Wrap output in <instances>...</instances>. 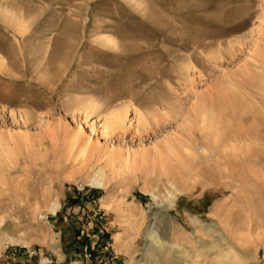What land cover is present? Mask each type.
<instances>
[{"label": "rangeland", "instance_id": "obj_1", "mask_svg": "<svg viewBox=\"0 0 264 264\" xmlns=\"http://www.w3.org/2000/svg\"><path fill=\"white\" fill-rule=\"evenodd\" d=\"M0 142V264H264V0H0Z\"/></svg>", "mask_w": 264, "mask_h": 264}, {"label": "bare ground", "instance_id": "obj_2", "mask_svg": "<svg viewBox=\"0 0 264 264\" xmlns=\"http://www.w3.org/2000/svg\"><path fill=\"white\" fill-rule=\"evenodd\" d=\"M108 42V41H107ZM188 68V67H187ZM196 103V102H195ZM201 104V103H200ZM198 109V108H197ZM137 111V110H136ZM136 111H134V116H135V120L137 121V122H140L141 121V118H140V115L136 112ZM203 114V113H202ZM127 116H128V108H126V107H123V108H118V110H116V111H114V112H112L111 114H109V116L108 117H106L105 118V122H106V124L104 123V128L105 129H113L114 127H121V126H124L125 125V122H126V120H127ZM202 116V115H201ZM204 121V120H203ZM78 131H80V130H78ZM207 133H209L208 132V130H207ZM211 135V134H210ZM213 135V134H212ZM247 136V135H246ZM234 138V137H233ZM207 139V138H206ZM230 139V138H229ZM222 140V139H221ZM244 140V139H243ZM214 141V140H213ZM230 141V140H229ZM215 142V141H214ZM213 142V143H214ZM217 142V141H216ZM222 142V141H221ZM235 142H237L236 140H235ZM211 143H212V141H211ZM212 143V144H213ZM234 143V142H233ZM243 143V142H242ZM215 144V143H214ZM224 144V143H223ZM230 144V143H229ZM238 144V143H237ZM231 145H233L232 143H231ZM2 143L0 142V150L1 149H3L2 147ZM201 147V146H200ZM217 147V146H216ZM215 147V148H216ZM225 148V147H224ZM203 149V148H202ZM206 149V148H205ZM218 149H220V148H218ZM223 149V148H222ZM207 150V149H206ZM202 151V150H201ZM203 151H204V149H203ZM222 150H220V152H221ZM227 151V150H226ZM226 151H223V152H226ZM207 152V151H206ZM213 152V151H212ZM215 152V151H214ZM219 152V153H220ZM228 152V151H227ZM111 153H112V157L110 158V162H113V157H114V155L115 154H118V151L117 150H111ZM202 153V152H201ZM210 153V152H209ZM126 155V160H128L129 159V154L128 153H126L125 154ZM220 155V154H219ZM211 156V155H210ZM218 156V155H217ZM221 156V155H220ZM207 158H209V157H207ZM210 158H212V157H210ZM215 158V157H214ZM214 160V159H213ZM217 160V159H216ZM211 161V160H210ZM208 163V162H207ZM212 163V162H211ZM216 163V162H215ZM213 164V163H212ZM209 165V164H208ZM211 165V164H210ZM218 166V165H217ZM211 167H212V165H211ZM214 168V167H213ZM220 169V168H219ZM226 169V168H225ZM213 170V169H212ZM229 171H230V169H228ZM229 171H227V172H229ZM216 173V172H215ZM214 179H216V178H214ZM218 179V178H217ZM215 181V180H214ZM172 188H174V186H175V181H172V182H167ZM99 185H101V183H99ZM218 210L219 209H215V213H216V215H218L217 213H218ZM215 215V216H216ZM218 217V216H217ZM222 225V224H221ZM149 238H152V233H150L149 235ZM171 239H172V236H171ZM177 245V244H176ZM151 248V247H150ZM154 257V256H153ZM157 257V256H156ZM162 257V256H161ZM153 261H156V258L153 260ZM151 262V261H150ZM158 262V261H157Z\"/></svg>", "mask_w": 264, "mask_h": 264}]
</instances>
